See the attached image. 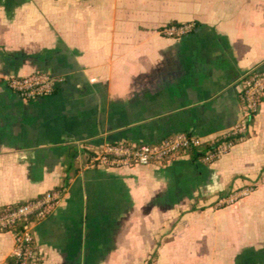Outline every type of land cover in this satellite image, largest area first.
<instances>
[{"label":"crops","instance_id":"crops-1","mask_svg":"<svg viewBox=\"0 0 264 264\" xmlns=\"http://www.w3.org/2000/svg\"><path fill=\"white\" fill-rule=\"evenodd\" d=\"M262 69L264 0H0V208L64 187L32 227L38 264H264V96L212 162L87 163L106 143L220 136ZM36 72L63 81L32 99L6 85ZM13 244L0 231V264Z\"/></svg>","mask_w":264,"mask_h":264},{"label":"built area","instance_id":"built-area-1","mask_svg":"<svg viewBox=\"0 0 264 264\" xmlns=\"http://www.w3.org/2000/svg\"><path fill=\"white\" fill-rule=\"evenodd\" d=\"M190 24H168L162 28L167 36H179L190 30ZM63 81L61 76H53L45 72H36L25 76L10 77L7 87L21 98L32 99L48 96L53 93L55 85ZM264 96V69L252 70L240 78L239 100L242 120L232 129L221 134L223 138L212 148L204 150L198 158L208 163L218 159L229 151L233 145L243 139L249 122L256 114ZM203 142L194 134L177 132L154 142L119 141L106 143L88 154L89 166L118 167L137 166L165 161L187 153L189 148L197 147ZM251 188L235 191L216 201L217 206L235 202L248 194ZM64 187L53 188L22 202L8 204L0 208V231H10L14 236V244L4 264H38L40 252L34 242L32 227L34 223L50 215L59 204Z\"/></svg>","mask_w":264,"mask_h":264},{"label":"trees","instance_id":"trees-1","mask_svg":"<svg viewBox=\"0 0 264 264\" xmlns=\"http://www.w3.org/2000/svg\"><path fill=\"white\" fill-rule=\"evenodd\" d=\"M222 139L223 138L216 137L210 141H205L197 147L189 148L187 153H189L193 159H198L204 153L205 149L212 148ZM150 263H151V260L148 261V263H146V264H150Z\"/></svg>","mask_w":264,"mask_h":264}]
</instances>
